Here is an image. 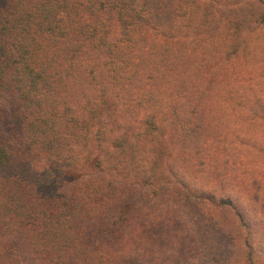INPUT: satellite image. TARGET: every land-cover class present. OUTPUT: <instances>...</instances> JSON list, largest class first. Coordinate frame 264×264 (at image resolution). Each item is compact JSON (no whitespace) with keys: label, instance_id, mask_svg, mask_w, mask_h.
<instances>
[{"label":"trees","instance_id":"16d2710c","mask_svg":"<svg viewBox=\"0 0 264 264\" xmlns=\"http://www.w3.org/2000/svg\"><path fill=\"white\" fill-rule=\"evenodd\" d=\"M0 264H264V0H0Z\"/></svg>","mask_w":264,"mask_h":264},{"label":"rangeland","instance_id":"374dc122","mask_svg":"<svg viewBox=\"0 0 264 264\" xmlns=\"http://www.w3.org/2000/svg\"><path fill=\"white\" fill-rule=\"evenodd\" d=\"M23 114L20 110L14 111L5 100L0 101V139H6L13 144L16 155L19 158L28 159L36 169H42L47 165L41 155L23 144ZM264 249V233L259 237Z\"/></svg>","mask_w":264,"mask_h":264}]
</instances>
